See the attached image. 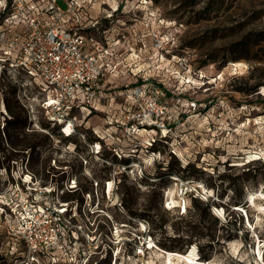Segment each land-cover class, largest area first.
I'll list each match as a JSON object with an SVG mask.
<instances>
[{
  "label": "rangeland",
  "instance_id": "obj_1",
  "mask_svg": "<svg viewBox=\"0 0 264 264\" xmlns=\"http://www.w3.org/2000/svg\"><path fill=\"white\" fill-rule=\"evenodd\" d=\"M77 1L117 42L115 99L69 131L0 68V264H264V0ZM137 86L162 87L176 120L130 154L118 93ZM30 197L66 208L73 240L36 260L17 233Z\"/></svg>",
  "mask_w": 264,
  "mask_h": 264
},
{
  "label": "built area",
  "instance_id": "obj_2",
  "mask_svg": "<svg viewBox=\"0 0 264 264\" xmlns=\"http://www.w3.org/2000/svg\"><path fill=\"white\" fill-rule=\"evenodd\" d=\"M63 2L65 8L59 0H47L44 4L41 0H8L3 5L0 68L16 69L26 75L42 95L40 107L49 120L74 131L75 111L88 110L89 114L92 109L100 110L106 101H109L108 106L112 105L109 97L115 99L114 95H108L104 76L114 58L117 42L104 35L101 37L97 22L85 24L79 15V1ZM70 20L80 25H71ZM160 88L152 93L145 86L127 87L118 93L125 96L122 109L127 113L124 124L131 140L130 154L138 150V136L144 131L160 130L167 134L170 120H176L171 117ZM116 122L120 123L117 119ZM97 136L103 138L99 133ZM153 142H156L154 137L147 143V150ZM113 150L117 154V145ZM151 154L156 155V152ZM29 199L30 206L22 211L17 233L32 259L36 260L38 255L52 256L55 250H62L67 241L73 242L71 234L66 232L69 214L66 208L53 207L50 203L41 205Z\"/></svg>",
  "mask_w": 264,
  "mask_h": 264
},
{
  "label": "bare ground",
  "instance_id": "obj_3",
  "mask_svg": "<svg viewBox=\"0 0 264 264\" xmlns=\"http://www.w3.org/2000/svg\"><path fill=\"white\" fill-rule=\"evenodd\" d=\"M232 63L238 65L240 62H239V61H236V62H232ZM219 76H220V75H219ZM68 129H70V128L68 127ZM149 160H153V158L150 157ZM24 180H26V182H31L30 175L28 174ZM168 252H169L171 255H172V254H173V255H176V256H178V258H182V259H185V261H187V260H186V253L175 252V251H168ZM260 253H261V251H260ZM258 254H259V253H258ZM188 255H189V254H188ZM190 256H191V255H190ZM187 257H189V256H187ZM189 258H190V257H189ZM191 258H192V257H191ZM187 264H192V263H189V262L187 261Z\"/></svg>",
  "mask_w": 264,
  "mask_h": 264
},
{
  "label": "trees",
  "instance_id": "obj_4",
  "mask_svg": "<svg viewBox=\"0 0 264 264\" xmlns=\"http://www.w3.org/2000/svg\"><path fill=\"white\" fill-rule=\"evenodd\" d=\"M255 88H256V87H255ZM236 206H238V204H237V203L235 204V207H236Z\"/></svg>",
  "mask_w": 264,
  "mask_h": 264
}]
</instances>
